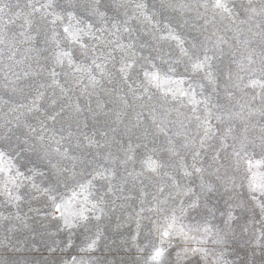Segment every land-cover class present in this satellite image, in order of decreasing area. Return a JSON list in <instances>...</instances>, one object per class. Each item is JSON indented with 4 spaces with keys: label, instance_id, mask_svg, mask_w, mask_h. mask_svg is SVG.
<instances>
[{
    "label": "rangeland",
    "instance_id": "1",
    "mask_svg": "<svg viewBox=\"0 0 264 264\" xmlns=\"http://www.w3.org/2000/svg\"><path fill=\"white\" fill-rule=\"evenodd\" d=\"M3 3L8 7L0 21V129L11 121L12 130L7 137L0 131V264H145L153 244L164 249L165 264H264V154L258 147L264 128V77L258 71L264 62V0H221L228 11L215 8V0ZM53 32L71 66L54 63ZM205 54L211 57V82L204 71L192 69ZM126 61L133 62L127 80L120 72ZM146 72L158 80L148 83ZM192 93L201 103L189 102ZM34 100L39 110L29 111ZM226 113L233 114L229 123L236 137L227 143L238 146L246 138L257 145L239 163L231 147H220L225 125L216 116ZM206 117L216 135L201 146ZM144 132L148 139L142 142ZM85 136L110 144L88 147ZM129 144L133 159L115 166L111 192L108 181H94L85 202L79 184L90 179L91 169L82 170L79 162L75 180L57 183L52 165L72 167V161L53 148L87 154L94 167H112L105 155L123 158ZM149 159L161 165L156 173L148 170ZM193 164L202 173L186 177L185 168L191 172ZM209 178L211 191L201 188ZM47 188L55 192L45 193ZM50 194L64 202L60 212ZM100 196L104 211L96 220L91 204ZM197 197L199 207L188 208ZM182 206L187 211L180 215ZM174 209L178 219L161 241ZM227 212L232 219L225 229ZM61 213H83L91 222L64 228ZM206 226L213 233L225 229L224 241L214 242ZM97 228L102 238L89 249Z\"/></svg>",
    "mask_w": 264,
    "mask_h": 264
},
{
    "label": "snow or ice",
    "instance_id": "2",
    "mask_svg": "<svg viewBox=\"0 0 264 264\" xmlns=\"http://www.w3.org/2000/svg\"><path fill=\"white\" fill-rule=\"evenodd\" d=\"M213 6L215 8H223L225 11H228L226 5L221 3V0H215V4ZM7 7H8V5L3 3V0H0V21L3 20V16L5 14V9ZM42 7L48 8V7H51V5H43ZM96 7L98 10L99 5H97ZM136 7L143 9L145 6L142 4H138V5H136ZM161 7H172V5H161ZM252 11L253 12L256 11L255 6L252 7ZM259 14L261 16H264V3H262L260 8H259ZM55 20H56V17L54 16V18L52 20L53 24L55 23ZM8 22H11V21H8ZM0 31H3L2 27H0ZM77 31H80V30H77ZM64 32L68 33L69 28H67V27L64 28ZM51 42L54 45H56V48H57V51L55 52L54 57H53L54 63L62 66L65 63V61H67V63L71 66L72 60H71L70 54L59 49L58 42L56 41L55 32H53V35L51 37ZM182 51H183V49H182ZM210 60H211V57H209L207 54H205L203 59L197 58L192 63V69L194 71H204L207 78L211 82L213 79V76H212V72L210 70L211 69ZM249 63L251 64L252 61L250 60ZM95 67L103 75L102 66L100 64H97ZM132 68H133V62H131V61H126L125 63L122 64V66L120 68V72L124 75L125 80H127L128 73ZM75 70L78 72L87 71V69H84L83 67H80V66H75ZM250 71H257V70L256 69H250ZM258 71L260 72L261 76L264 77V62H262V66L260 67V69H258ZM50 75L54 79L56 77L57 73L55 72V70H53V71H51ZM144 76H145V80L148 83H152V82L158 80V76L155 73H147L146 72V73H144ZM89 78L93 84L97 83L95 77H92L90 73H89ZM54 82H55V80H54ZM250 83L255 85V84L259 83V81L252 80ZM41 87H43V85H41ZM262 87H264V85H262ZM129 90L130 91L133 90L131 85H129ZM40 95H43V93L38 92V96H40ZM185 95H187V94L185 93ZM189 102L194 104V105L201 103V101L196 100L195 93L191 94V96L189 98ZM204 103L206 105L205 110L208 113V115L210 116L211 113L207 109V101H205ZM28 110L29 111H33V110L38 111L39 110L38 107L36 106L35 100L33 101L32 106L29 107ZM262 114H264V111H262ZM155 118L156 117L153 116L154 121H155ZM232 118H233V114H231V113H226L223 116H221V115L216 116V119L218 121H221L225 125L222 128V130L220 131V147H221V149H224V150H227L229 147H231L232 148L231 155L233 158H235L236 162L239 163L240 160H242L245 156H247V148L249 146L256 147L257 145L255 144V141L248 142L246 138L239 140L238 146H237V143H235V142L232 145H229L227 143V141L230 138L233 141H236V137L233 136V128H232L231 124L229 123V121ZM51 119L54 120L55 116L54 115L51 116ZM197 119L199 120V117H197ZM201 126L203 127V130H204V136L201 138V146H203L204 140L215 136L216 133L213 131L211 124H210V121L207 117L205 118L204 121L201 122ZM11 130H12L11 121H7L5 123L3 129H0V131L3 132V135L5 137H7V134L9 132H11ZM33 131H35V129H33ZM161 131H163V129H161ZM69 135L71 136L72 133H69ZM41 139H43V137H41ZM138 139H140L142 142L147 141L148 137H147L146 132L141 133V135L138 137ZM84 140L86 141V144L88 147L105 148L106 146H108L110 144V142L108 140H104V143H101V141L97 140L94 136L93 137L85 136ZM57 143H59V142H57ZM144 147H147V143H144ZM258 147L260 148L261 153L264 154V128H262V134L260 137V142H259ZM52 151H54L57 155H59L63 159L72 161V167L65 166L63 168H59V167H57V165H52V167L56 169L57 183L59 182V180L61 178H63L65 181L75 180L77 178V172H76L77 162H79V164L83 166L82 170L89 169V168L91 169L90 172H87V175L90 176V179H88L86 183H80L79 184L80 190L85 193V197H84L85 202H89L88 196L91 195L90 190L93 187L94 181H100V180L108 181V190L111 192L113 190L111 180L116 177L115 166L116 165H120V166L127 165V163L133 159V155H132L133 148H132L131 144H129L127 148L123 149V152H124L123 158L118 159V158L114 157L110 151L105 155V160L108 161V163L110 165H112V167H103V166L94 167L93 166V164H94L93 157H90L87 154L83 155V157L77 156V155H69V153L66 149L63 152H61L59 147L53 148ZM242 153H243V156H242ZM2 156H3V153H0V157H2ZM198 156H199V152H194L193 159L195 160L196 157H198ZM213 159H216V157H214ZM159 167H161V165H158L155 161H152L150 159L147 161V168L150 172L156 173ZM191 167H192L191 172H189L187 170V168H185L184 175L186 177L192 176L193 173H197V174L202 173V171H203L202 168L196 167L195 164H193ZM129 175H131V173H129ZM216 178H217V180L220 179L219 169H217V177ZM209 180H210V182L208 184H203V183L201 184L202 189L207 188L209 191L212 190L213 183L211 182V178H209ZM254 187H255V185L250 184V188H254ZM44 191H45V193H54L55 188H47ZM186 191L191 192L192 190L187 189ZM48 199L51 200L52 207H53L54 211L60 212L61 208L64 206V202L61 201V203H57L56 202V196L54 194L48 195ZM197 201H198V197L196 200H193L188 205V208L195 209V208L199 207ZM91 211H92L93 217L96 220H99L100 215H97V213L103 214V211H104V197L103 196H100V197L95 199V203L91 204ZM178 211H179L180 215H183L187 211V209L182 206ZM208 211L210 214H213L211 209H209ZM262 211H264V206H262ZM176 212H177V210L174 209L172 212V215L167 218L170 221V223L161 233V241L163 240V237H167L169 235L168 228L172 227V225L175 224V222L177 221L178 217L176 215ZM222 215L226 217L224 219L223 223H224L225 229H227L229 227L230 221L232 219L231 212L222 213ZM60 218L63 220V227L68 228V229L74 228L76 226H80L82 224V222H83V226L85 228H87L89 223L91 222L90 218L88 216L84 215L83 213H80L78 216H74L73 218H68L63 213H61ZM225 229L220 228V229H217L213 233V229L206 226L203 231L206 235L213 236L214 242H223L225 237H226ZM101 238H102V233L97 228L96 232L93 234L92 238L90 239V242L88 243V248L93 249L96 246L98 240H100ZM261 244L264 245V234H262ZM137 250L143 251L144 249L137 247ZM197 250L198 249H193V251H197ZM163 257H164V249L161 247H157L155 244H153L151 246V250L149 251V255L145 261V264H149V262H157V264H165ZM73 264H75V259L73 260Z\"/></svg>",
    "mask_w": 264,
    "mask_h": 264
}]
</instances>
